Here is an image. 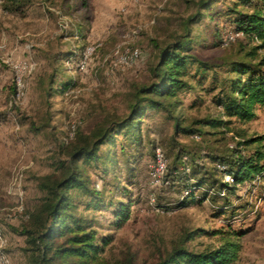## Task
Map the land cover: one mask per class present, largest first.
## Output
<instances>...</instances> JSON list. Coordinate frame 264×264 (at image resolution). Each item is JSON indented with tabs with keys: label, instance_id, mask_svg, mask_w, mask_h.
<instances>
[{
	"label": "rangeland",
	"instance_id": "374dc122",
	"mask_svg": "<svg viewBox=\"0 0 264 264\" xmlns=\"http://www.w3.org/2000/svg\"><path fill=\"white\" fill-rule=\"evenodd\" d=\"M233 9L251 11L239 0H215L204 8L198 0H0V264H31L39 253L28 233L34 224L14 212L18 198L9 192L13 174L22 172V203L25 212L34 210L43 196L40 178L54 173L57 161L68 159L76 141L64 142L69 125L74 122L78 132L89 133L126 116L134 88L155 80L152 68L160 49L184 32L190 17L191 53L212 67L202 73L189 66L187 86L166 100L167 108L147 110L137 144L119 133L100 147V161L79 162L98 196L73 190V221L95 239H110L95 262L84 264H155L180 242L200 251L216 247L222 234L240 244V264H264V170L237 185L227 199L197 198L183 206L178 205L185 190L182 175H174L172 185L154 184L150 172L156 147L172 162L180 151L189 157L200 153L198 172L190 169L184 175L194 181L216 179L204 153L226 147L231 132L263 137L264 145L263 107L249 121L231 118V132L201 123L228 119L214 100L220 83L233 76L227 62L260 45L242 34L220 45V38L234 29ZM75 28L79 38L68 37ZM91 44L98 47L81 71L77 64ZM126 48L140 51L136 63L123 70L111 67L114 55ZM70 52L76 54L72 62ZM257 53L264 56V45ZM18 76L23 87L14 101ZM191 124L202 129L201 139L181 129ZM253 149L248 146L244 153ZM119 202L129 209L121 226L115 213ZM223 205L228 207L221 210ZM238 230L244 234L236 237L233 231ZM50 264L63 263L56 258Z\"/></svg>",
	"mask_w": 264,
	"mask_h": 264
},
{
	"label": "trees",
	"instance_id": "16d2710c",
	"mask_svg": "<svg viewBox=\"0 0 264 264\" xmlns=\"http://www.w3.org/2000/svg\"><path fill=\"white\" fill-rule=\"evenodd\" d=\"M9 1L16 4L19 0ZM213 1L215 0H198V5L204 8ZM239 1L249 6L251 11L232 10L235 14L234 29L230 33L242 34L244 37L260 41V45L245 50L240 57L227 62L228 72L233 76L220 83L214 100L222 108V116L228 119L216 117L207 118L201 122L211 128H223L224 132H231L229 128L231 118L241 122L249 121L255 116L257 108H264V56L258 57L257 53V49L264 45V0ZM191 19L192 17L187 19L181 35L160 49L158 60L152 68L155 80L134 88L128 114L121 119H109L97 125L89 133L78 132L79 127L76 126L72 138H76V141L68 151V159L57 161L56 171L40 178L38 188L43 192V196L34 210L26 211L28 214L26 219L31 220L35 227L28 232L30 240L37 245L39 251L31 264H50L56 258L63 264L95 262L110 242L109 237L95 239V235L85 231L78 220L73 221L75 204L72 191H79L82 195H97L95 189L89 188V179L79 162L100 161L102 159L100 147L105 143L114 142L115 136L119 133L125 134L137 144L142 118L147 110L167 108L166 100L174 98L177 91L187 86L184 77L189 66L196 65L198 70H203L202 73L212 67L208 62L202 61L191 53L192 41L188 29ZM79 34L80 29L75 28V31L67 33V36L77 38ZM231 42L227 41V35L221 37L219 41L221 46ZM81 49H84V46ZM70 55L68 59L72 62L71 57L76 54L70 52ZM181 129L192 138L201 139L203 135L202 129H195L192 124ZM231 133L226 147L215 153H204L213 164V175L216 176L213 180L209 177L194 181L184 178L190 169L192 173L198 172L195 169L196 164H199L198 162L203 158L200 153L189 157L180 151L172 162L163 150L167 158L164 178L168 185L175 182L174 175H182L179 178L183 179L180 183L185 190L178 205L183 206L197 198L198 200L209 197L227 199L228 193L235 190L237 185L262 174L264 170V145L261 144L263 137L245 138L242 133ZM248 146H254V149L251 153L245 154L244 149ZM179 167L180 171H178ZM199 189L201 193L196 195ZM119 203L120 206L115 213L117 225L121 226L128 218L129 209L123 202ZM227 207L223 205L220 209ZM217 233L218 231L211 232L213 235ZM233 234L239 237L244 234V231H233ZM222 235L216 247L200 251L190 250L180 242L160 257L155 264H240V244ZM48 254H50L49 257Z\"/></svg>",
	"mask_w": 264,
	"mask_h": 264
},
{
	"label": "built area",
	"instance_id": "2783aa9c",
	"mask_svg": "<svg viewBox=\"0 0 264 264\" xmlns=\"http://www.w3.org/2000/svg\"><path fill=\"white\" fill-rule=\"evenodd\" d=\"M238 36V34L229 33L227 35V41H233L235 37ZM98 45H87L83 51V54L80 58L79 63L77 66L81 71H84L87 67L88 61L91 59L92 55L95 53ZM140 56V51L137 48H126L121 53H117L114 55L113 59L110 61L111 67H118L120 69H126L128 67H131L133 64L136 63ZM24 70H26V67H22ZM29 70L32 68L31 65L28 67ZM16 85H17V92L15 93L14 101L16 98H19L21 96V91L23 87V83L21 81V78L18 76L16 78ZM76 124L73 122L68 127V133L67 137L64 138V142H67L68 140L72 139L75 134ZM167 167V158L164 154V151L160 147H156L154 150V157L153 162L150 165L151 169V175L153 177V183L154 184H160V183H167V181H163L164 174ZM22 178L23 174L20 171H16L10 181L9 185V192L13 193L18 198V204L15 207L16 213L23 216L25 219L28 218V214L25 212V208L22 203L24 190L22 188ZM2 261H7L4 257H1Z\"/></svg>",
	"mask_w": 264,
	"mask_h": 264
}]
</instances>
